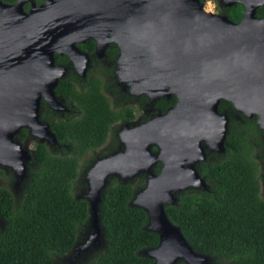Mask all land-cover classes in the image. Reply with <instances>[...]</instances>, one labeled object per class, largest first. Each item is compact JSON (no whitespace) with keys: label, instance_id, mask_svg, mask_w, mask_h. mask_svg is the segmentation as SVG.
Wrapping results in <instances>:
<instances>
[{"label":"water","instance_id":"obj_1","mask_svg":"<svg viewBox=\"0 0 264 264\" xmlns=\"http://www.w3.org/2000/svg\"><path fill=\"white\" fill-rule=\"evenodd\" d=\"M24 1L0 0V163L14 171L16 182L32 156L14 138L19 129L29 126L41 140L55 141L38 120L40 98L54 108L58 103L53 88L61 71L53 66V53L74 59L80 56L74 43L89 37L99 49L98 36L107 33L101 26L112 29L121 72L137 92L159 89L176 96L166 113L122 132L124 149L95 159L86 170L88 231L67 252L68 264L104 241L99 203L108 178L126 182L139 173L146 184L128 204L143 209L145 229L157 234L156 245L142 250L151 264H210V256L195 251L168 219L164 204H173L177 191L205 188L194 163L205 158L202 139L214 150L223 148L227 118L217 112L220 99L255 115L264 133V16H255L264 0H223L242 5L237 22L205 11L199 0H44L27 12ZM156 161L162 167L154 174Z\"/></svg>","mask_w":264,"mask_h":264},{"label":"trees","instance_id":"obj_2","mask_svg":"<svg viewBox=\"0 0 264 264\" xmlns=\"http://www.w3.org/2000/svg\"><path fill=\"white\" fill-rule=\"evenodd\" d=\"M220 9L232 21L242 14L238 2ZM255 16H264V5L256 8ZM55 91L68 94L81 110L78 118L52 125L58 139L68 138L71 150L51 152L36 143L20 200L15 203L10 192L0 187V264H54L56 257L71 249L88 217L87 203L72 195V185L83 152L103 142L115 113L97 83L80 92L59 83ZM226 106L233 109L229 101L221 100L219 110ZM236 115L228 124L224 157L207 158L199 164L200 174L211 179L212 193L185 190L164 210L195 251L225 264H264V200L257 194L259 162L264 163L258 146L264 133L255 116ZM143 178V174L137 175L135 186L108 180L99 203L104 245L82 264L152 263L140 251L155 246L157 234L145 229L143 209L128 204Z\"/></svg>","mask_w":264,"mask_h":264},{"label":"flooded vegetation","instance_id":"obj_3","mask_svg":"<svg viewBox=\"0 0 264 264\" xmlns=\"http://www.w3.org/2000/svg\"><path fill=\"white\" fill-rule=\"evenodd\" d=\"M14 1L15 0L5 3L11 4ZM218 2L219 5L215 9H212L210 12L214 14H224L220 9V6L226 5H224L223 0H218ZM43 3L44 0H25L22 3L21 7L24 12H27L30 7L38 6ZM104 31H107L105 35L100 34L98 36L99 42L102 41L103 45L99 49H97V40L95 38L89 37L84 39L83 41H77L74 43L76 49L80 53V56H75L74 59H70L66 53H53V66L60 68L61 71L53 88V94L58 103L56 105L57 107L54 108L50 106L43 98H40L38 107V120L48 125L49 130L54 135L55 142H48L46 138L41 140V138L31 132L29 126H23L15 134L14 138L22 143L26 149L28 148L30 142H33V148L36 143H42L45 145V143L48 142V147H46V145L45 147L50 151H59L63 146H66V144H68L67 137H62L61 139L57 138L55 132L53 131L52 125L57 122H63L72 118H78L80 116L81 110L68 94H66L65 92L55 91V88L59 85V83H62L63 85L70 84L72 88L78 92L85 90V88L89 86L90 83H97L99 85L100 93L103 94V96L107 100L109 107L112 108L115 113L114 121L107 125L103 142L96 147L86 149V151L83 152V155L81 156V159L79 161V168L81 163L83 162V158H85L84 156L87 154L91 153L92 157L89 158L88 163H86L84 167L89 166L97 158H100L111 152L124 149L126 137L125 134L122 135V132L126 133L127 130L134 128L141 123L147 122L157 117L158 115H163L175 104L176 96L174 93H161L159 89L150 90L148 91V93H139L136 91L138 88L134 89L132 83L129 82L130 79L128 75L124 72H121V62L118 61L120 50L118 44L111 39L112 35L110 31H112V29L109 28V26L103 25L101 26L100 32ZM105 38L106 40H104ZM221 100L224 99H220L218 101L216 109L217 112L223 113L226 116L227 131L230 119L237 118L236 113H238L239 111H236L234 108L232 110L228 109V106L219 110ZM259 140L261 142H259L260 146H258V148L264 158V138H259ZM200 145L205 151V158L204 160L195 162L194 167L199 176L203 178L206 184L205 188L194 189L189 187L184 190L177 191L175 193V201L173 204L176 203V195L185 190L188 192L202 191L205 193H212L211 185L209 184L211 179H206L203 174H200L199 164L202 161H205L207 158L213 160L214 158L224 157L226 151L225 137L223 140V148L221 151L214 150V145L212 144V142L209 143L205 138L200 141ZM251 146L255 149V143H251ZM33 148L31 149V154ZM152 150H155V147H152ZM30 159L25 163L24 176L19 182L15 181L14 171L9 166L0 163V187H5L8 191L12 189L13 192L19 191L21 189L23 180L27 178V169ZM161 167L162 162L156 161L152 165L151 170L154 174H157L159 173ZM258 168L259 185L257 194L262 200H264V163L259 162ZM84 174L85 169H82L81 175ZM136 176L127 180L126 182L131 181L130 183L132 184V186H135ZM143 179V184L141 186H136L133 189L130 200L134 197V193L146 184V177L144 176ZM10 186L11 188H9ZM165 205L171 204H164V206Z\"/></svg>","mask_w":264,"mask_h":264},{"label":"rangeland","instance_id":"obj_4","mask_svg":"<svg viewBox=\"0 0 264 264\" xmlns=\"http://www.w3.org/2000/svg\"><path fill=\"white\" fill-rule=\"evenodd\" d=\"M218 5H219L218 1L215 2V7H214V2L212 0H204L202 2V7L204 8V10L209 11V12L212 9H215ZM45 145H46V147H48L49 143L47 142V143H45ZM32 148H33V142H30V144L28 145V148H27L28 152H30ZM70 150H71L70 149V145L66 144V146H63L61 148V150H59V151H51V152L69 153ZM84 157L85 158H83V162L81 163L80 168L78 169V177L75 180V183H73L72 189H71L72 195L74 197H76V198H84V194H85L86 189H87V182L85 180V176L81 175V172H82V169H85V173H86V170L88 169V167L90 165L86 166V167H84V166H85L86 163H88V160H89L90 157H92V154L91 153L87 154ZM140 174H142V173H140ZM110 178H115V177H109L108 180ZM25 184H26V178L23 180V183L21 185V189L19 191L13 192V189L9 190L10 194L13 197L12 199L14 200L15 203H17L20 200V198L22 196V193H23V189H24V185ZM2 186H6V185H2ZM9 188H11V186ZM86 222H87V220H86ZM86 222H85L83 227L79 228L78 234H77L78 239H76L74 242H76V241L78 242V241L82 240L83 236L88 231ZM2 224H3V220L0 219V227L2 226ZM103 245H104V241L101 244H99L97 247L89 249V250H87L86 252H83V253L81 252L82 254L76 258V260L74 261L73 264H82L84 262L89 261L92 258V256H94L103 247ZM67 254L68 253H65L62 256L56 257L54 259V264H68L69 259L67 258V256H68ZM140 254H144L143 251H140ZM209 262H210V264H225V262H223L220 259L215 258V257H210Z\"/></svg>","mask_w":264,"mask_h":264}]
</instances>
